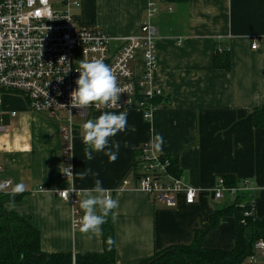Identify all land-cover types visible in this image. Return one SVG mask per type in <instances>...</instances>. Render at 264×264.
Listing matches in <instances>:
<instances>
[{
	"label": "crops",
	"instance_id": "0c3cea01",
	"mask_svg": "<svg viewBox=\"0 0 264 264\" xmlns=\"http://www.w3.org/2000/svg\"><path fill=\"white\" fill-rule=\"evenodd\" d=\"M148 1L80 0L81 5L72 9L73 20L80 27L103 28L114 39L126 37L147 20ZM154 1L160 11L150 21L160 34L153 82L164 95L152 120H145L141 110H124L128 126L110 138V144L120 145L115 162H109L104 152L85 159L81 125L104 111H122H91L79 123L73 140L74 175L87 168L99 173L84 180L74 177L75 188H92L98 178L119 202L113 211L120 264H139L166 248L190 244L213 212L238 199L230 194L215 199L211 189L219 177H233L240 183L248 180L255 190L239 199H253L255 216L264 218V128L256 127L252 117L256 108L264 107V0ZM226 48L230 71L214 67L217 49ZM137 66L141 74V53ZM15 102L5 105L19 113L15 117L7 113L6 130L0 132V181L23 183L25 191L22 200L8 202L5 208L29 219L40 231L44 252L103 251L102 235L73 227L72 205L56 191L73 184L61 178L60 122ZM150 128L162 135V152L176 160L179 176L200 190L194 204L186 203L181 194L177 206L170 207L136 188L137 156L150 140ZM125 180L129 185H124ZM78 209L82 216L79 205ZM236 229L235 216L221 218L205 236L204 247L232 250Z\"/></svg>",
	"mask_w": 264,
	"mask_h": 264
},
{
	"label": "built area",
	"instance_id": "2783aa9c",
	"mask_svg": "<svg viewBox=\"0 0 264 264\" xmlns=\"http://www.w3.org/2000/svg\"><path fill=\"white\" fill-rule=\"evenodd\" d=\"M80 5V0H0V115L17 116L18 109L5 108V105L22 100L27 110L60 122L63 136L61 178L64 180L74 179L63 171L70 165L74 175L73 140L80 125L76 124V118L87 119L94 110L135 108L141 110L145 120L151 121L158 108L155 99L164 95L163 89L153 82L160 33L150 18L160 11L156 2L148 1L147 20L136 33L115 39L99 27L78 26L73 20L72 9ZM256 47L257 44H253V48ZM139 53L141 74L137 66ZM82 59H100L112 68L118 84L125 89L118 101L120 106L100 109L91 106L87 110L71 107L70 92L77 88L75 81L79 72L76 68ZM61 112L66 115L60 116ZM146 112L151 113V119L145 118ZM5 130L6 126L0 125V132ZM172 161L170 155L153 150L149 142L143 144L136 162V188L170 207L177 206L181 194L186 203L194 204L200 190L172 173ZM124 185L129 182L125 180ZM254 190L248 180L228 186L224 177H219L211 189L215 199H222L226 194L240 198ZM80 195L73 192L67 199L73 208L75 228L80 217ZM241 205L250 208L245 211V217L255 215L253 199L242 201ZM241 264H264V239L254 243L251 254Z\"/></svg>",
	"mask_w": 264,
	"mask_h": 264
},
{
	"label": "trees",
	"instance_id": "16d2710c",
	"mask_svg": "<svg viewBox=\"0 0 264 264\" xmlns=\"http://www.w3.org/2000/svg\"><path fill=\"white\" fill-rule=\"evenodd\" d=\"M214 67L231 70L228 48L223 52L217 49ZM161 97H157L155 102L158 103ZM252 117L256 127L264 128V107L256 108ZM171 171L179 176L174 158ZM224 178L228 186H237L240 183L233 177ZM23 197V194H19L15 201H20ZM8 202H12L10 196L0 192V264H120L116 258L114 220L111 215L107 223L102 225L103 251L76 255L72 252L47 253L41 248L40 231L29 219L9 212L5 208ZM248 209V206L241 205L239 198L236 199L234 204L213 212L209 224L195 232L190 244L166 248L139 264H241L251 254L254 243L264 239V218L258 219L255 215L245 217ZM225 216H235L237 219L235 247L229 251L205 248V236ZM108 237L113 238L112 245L107 243Z\"/></svg>",
	"mask_w": 264,
	"mask_h": 264
},
{
	"label": "clouds",
	"instance_id": "9594fccd",
	"mask_svg": "<svg viewBox=\"0 0 264 264\" xmlns=\"http://www.w3.org/2000/svg\"><path fill=\"white\" fill-rule=\"evenodd\" d=\"M64 58V57H63ZM79 77L75 81L77 88L70 92V105L72 108L87 110L91 106L100 108H113L120 106L118 101L121 94L125 93L117 81L112 68L100 59L80 60L79 67L76 68ZM62 79V78H60ZM81 113H85L82 111ZM146 119H151V113L146 112ZM128 113L126 111L115 112L104 111L95 119H88L81 125L82 142L85 145L84 157L90 161L94 159L93 153L104 152L109 158V162H115L118 158L120 145L118 142L110 144V138L126 130ZM164 139L162 135L150 128V147L159 152L162 151ZM129 145L125 143V147ZM69 165L63 173L84 180L87 176L98 177V172H93L87 168L83 172L75 175L70 171ZM41 190H45L43 187ZM25 191L23 183L12 184L11 181H0V192L9 195L11 201ZM65 200L69 199V194L75 192L82 194L83 198L79 202V208L83 215L79 217L78 227L81 233L102 235V225L107 223L109 216L115 219L113 210L119 206V202L113 199L111 189L105 188L100 179L94 180V187L78 190L75 188V180L71 189L56 190ZM107 243L112 245L114 240L108 237Z\"/></svg>",
	"mask_w": 264,
	"mask_h": 264
},
{
	"label": "rangeland",
	"instance_id": "374dc122",
	"mask_svg": "<svg viewBox=\"0 0 264 264\" xmlns=\"http://www.w3.org/2000/svg\"><path fill=\"white\" fill-rule=\"evenodd\" d=\"M103 29V28H101ZM17 104L18 107H22V103H24L22 100H17L15 102ZM0 112H1V109H0ZM66 115V113L64 112H61L60 113V116L64 117ZM10 117V114H4V115H0V125H7V118ZM82 122V119L80 118H76V124L79 125L78 123H81Z\"/></svg>",
	"mask_w": 264,
	"mask_h": 264
},
{
	"label": "water",
	"instance_id": "95a60500",
	"mask_svg": "<svg viewBox=\"0 0 264 264\" xmlns=\"http://www.w3.org/2000/svg\"><path fill=\"white\" fill-rule=\"evenodd\" d=\"M132 108V107H131Z\"/></svg>",
	"mask_w": 264,
	"mask_h": 264
}]
</instances>
